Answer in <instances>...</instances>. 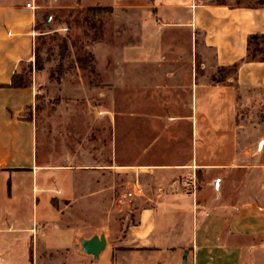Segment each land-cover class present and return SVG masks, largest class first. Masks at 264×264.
Returning a JSON list of instances; mask_svg holds the SVG:
<instances>
[{
  "label": "crops",
  "instance_id": "1",
  "mask_svg": "<svg viewBox=\"0 0 264 264\" xmlns=\"http://www.w3.org/2000/svg\"><path fill=\"white\" fill-rule=\"evenodd\" d=\"M147 7L136 28L117 31L134 42L116 50V69L97 67L136 93L118 97L116 112L102 106L106 80L75 97L61 83L50 128L26 115L45 70L33 68L31 86L0 87V264H264V118L252 116L264 105V60L247 56L248 37L264 35V4ZM35 20L30 0H0V85L31 69ZM176 32L203 68L180 115L168 111ZM233 65L232 77L212 79ZM191 177L193 190L181 183ZM100 235L104 249L85 253L81 241Z\"/></svg>",
  "mask_w": 264,
  "mask_h": 264
},
{
  "label": "rangeland",
  "instance_id": "2",
  "mask_svg": "<svg viewBox=\"0 0 264 264\" xmlns=\"http://www.w3.org/2000/svg\"><path fill=\"white\" fill-rule=\"evenodd\" d=\"M209 1L227 4H264V0ZM30 3L36 11L33 54L31 69H24L22 73L30 72L32 80L33 68L38 70L40 67L39 70H45L44 74L49 82L43 95L38 96V101L31 110H28L27 117L36 122L47 123L52 128V114L61 96L58 90L61 83L65 84L66 94L75 97L84 95L85 86H96L98 82L106 80V84L101 87L102 96L106 98L102 106L113 113L117 111L118 97L131 99L136 94L133 88L117 89L115 84L109 81V77L102 80L97 67L102 68L104 72L106 68L108 71L116 69L118 64L116 50L134 42L132 34H128L129 36L125 34L124 38L118 40L117 31L125 33L132 31L138 26L135 20L140 21L143 17L150 16L148 0H30ZM94 7L103 10L88 9ZM189 36L188 33L176 32L173 35V42L182 45L183 49L168 51V65L174 69L173 85L168 89V97L172 96L173 102L168 104V111L174 115L185 113L194 73L196 71L200 76L203 72L200 58L197 53L194 55L192 47L188 44ZM259 43L264 50V39ZM262 57L264 52L256 55V58ZM233 75L234 71L231 68H219L212 78L215 81H222ZM71 89L77 91L71 92ZM131 107L132 104H128L130 111ZM263 113L264 105H259L257 114L252 113V116L255 120L261 119L264 118ZM115 122L117 123L116 115ZM109 130L112 131L111 126ZM109 138H112V135L109 134ZM185 138L183 135L174 137V140L178 144H185ZM176 154L185 156L186 153ZM118 218L120 221L133 220V217L125 214Z\"/></svg>",
  "mask_w": 264,
  "mask_h": 264
},
{
  "label": "trees",
  "instance_id": "3",
  "mask_svg": "<svg viewBox=\"0 0 264 264\" xmlns=\"http://www.w3.org/2000/svg\"><path fill=\"white\" fill-rule=\"evenodd\" d=\"M89 10H103V8H88ZM261 39H264V35L261 34H255L248 37V53L247 56L249 59L256 58L257 54H261L264 52L262 47L260 46L259 41ZM253 46V47H252ZM260 60H264V57L260 58ZM234 72L236 70V65H233L230 67ZM38 70L40 67L37 68ZM30 72L26 73H14L11 77V80L8 84L0 85V87L8 86V87H14V88H22V87H28L31 86L32 80L29 76ZM215 80L214 78H212Z\"/></svg>",
  "mask_w": 264,
  "mask_h": 264
},
{
  "label": "water",
  "instance_id": "4",
  "mask_svg": "<svg viewBox=\"0 0 264 264\" xmlns=\"http://www.w3.org/2000/svg\"><path fill=\"white\" fill-rule=\"evenodd\" d=\"M82 250L93 256H98V254L104 249L105 239L103 235L93 236L90 239L81 241Z\"/></svg>",
  "mask_w": 264,
  "mask_h": 264
},
{
  "label": "built area",
  "instance_id": "5",
  "mask_svg": "<svg viewBox=\"0 0 264 264\" xmlns=\"http://www.w3.org/2000/svg\"><path fill=\"white\" fill-rule=\"evenodd\" d=\"M181 183L185 188L189 190L195 189V186H196L194 177L184 178L181 180Z\"/></svg>",
  "mask_w": 264,
  "mask_h": 264
}]
</instances>
